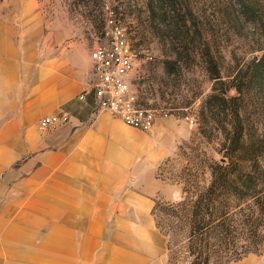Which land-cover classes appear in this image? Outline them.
Here are the masks:
<instances>
[{"label": "crops", "instance_id": "obj_1", "mask_svg": "<svg viewBox=\"0 0 264 264\" xmlns=\"http://www.w3.org/2000/svg\"><path fill=\"white\" fill-rule=\"evenodd\" d=\"M9 6L0 5V264H167L152 209L178 197L156 175L178 133L167 116L147 131L110 113L78 119L76 100L95 107L91 91L78 99L88 57L20 50ZM62 111L68 123L38 129Z\"/></svg>", "mask_w": 264, "mask_h": 264}, {"label": "rangeland", "instance_id": "obj_2", "mask_svg": "<svg viewBox=\"0 0 264 264\" xmlns=\"http://www.w3.org/2000/svg\"><path fill=\"white\" fill-rule=\"evenodd\" d=\"M0 5H10L14 43L27 52L62 51L78 60L88 57L95 42H106L108 19L122 28L134 54L132 90L156 116H167L179 136L156 169L158 177L176 185L178 197L156 201L154 221L168 236L167 264H193L186 218L177 207L190 195L184 187H201L209 164L222 162L218 138L239 132L249 144L264 138V0H0ZM68 110L81 120L108 113L90 97ZM187 114L193 125L182 119ZM260 147L264 168V143ZM238 228L241 236L229 258L204 249L199 264H264V222ZM253 230L255 246L243 252Z\"/></svg>", "mask_w": 264, "mask_h": 264}, {"label": "trees", "instance_id": "obj_3", "mask_svg": "<svg viewBox=\"0 0 264 264\" xmlns=\"http://www.w3.org/2000/svg\"><path fill=\"white\" fill-rule=\"evenodd\" d=\"M218 140L222 162L209 164L207 183L184 187L183 192L190 195L177 203L186 218V240L193 264L203 262V250L210 248L224 253L226 260L241 236L237 227L254 228L264 222V168L258 163L264 138L249 144L239 132ZM255 235L253 230L244 239L247 245L243 252L254 248Z\"/></svg>", "mask_w": 264, "mask_h": 264}, {"label": "built area", "instance_id": "obj_4", "mask_svg": "<svg viewBox=\"0 0 264 264\" xmlns=\"http://www.w3.org/2000/svg\"><path fill=\"white\" fill-rule=\"evenodd\" d=\"M104 35L105 43L95 42L88 52L91 81L89 87L78 95L83 99L91 91L95 107L105 110L125 125L142 131L149 130L156 117L155 111L142 105L129 83L134 67V54L123 35L122 28L108 19ZM188 125L195 123L190 115L182 118ZM70 120L66 112L48 114L38 121V129L57 127Z\"/></svg>", "mask_w": 264, "mask_h": 264}]
</instances>
